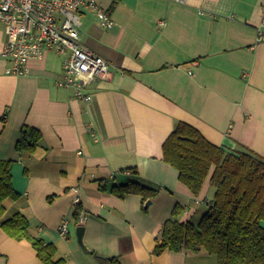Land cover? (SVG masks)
I'll return each mask as SVG.
<instances>
[{
    "label": "crops",
    "instance_id": "crops-1",
    "mask_svg": "<svg viewBox=\"0 0 264 264\" xmlns=\"http://www.w3.org/2000/svg\"><path fill=\"white\" fill-rule=\"evenodd\" d=\"M97 1L112 27L84 12L78 33L110 75L84 87L89 102L56 86L63 57L52 53L29 61L24 76L7 75L0 23V160L12 162L20 195L7 211L21 212L63 264H217L204 252L152 254L176 206L179 222L197 224L213 197L208 180L198 196L179 183L161 147L185 122L216 146L264 160V0ZM24 125L42 136L32 153L16 150ZM134 170L158 188L147 207L110 192ZM0 264L42 263L28 241L0 229Z\"/></svg>",
    "mask_w": 264,
    "mask_h": 264
},
{
    "label": "trees",
    "instance_id": "trees-1",
    "mask_svg": "<svg viewBox=\"0 0 264 264\" xmlns=\"http://www.w3.org/2000/svg\"><path fill=\"white\" fill-rule=\"evenodd\" d=\"M41 138L37 129L24 125L16 150L32 153ZM161 159L177 171L179 183L193 196L199 195L208 180L213 197L197 224L179 222L181 207L176 206L152 254L204 252L215 257L217 264H264V160L216 146L185 122L174 125L162 144ZM11 168L12 162L0 160V229L10 239L28 241L42 264H63L54 259L53 244L30 234L28 219L21 212L7 211L6 202L20 198L12 186ZM110 192L118 198L140 196L145 205L157 196L158 188L142 181L134 170L126 183L113 186Z\"/></svg>",
    "mask_w": 264,
    "mask_h": 264
},
{
    "label": "built area",
    "instance_id": "built-area-1",
    "mask_svg": "<svg viewBox=\"0 0 264 264\" xmlns=\"http://www.w3.org/2000/svg\"><path fill=\"white\" fill-rule=\"evenodd\" d=\"M84 12L95 16L103 29L113 25L111 12L97 0H0V23L5 34L1 55L8 63L6 74L24 76L29 61L42 60L48 53L61 56L62 79L55 82L56 86L72 89L74 98L89 102L91 96L84 87L106 79L110 72L104 59L81 44L78 28ZM259 39L264 40L261 32ZM78 201L76 197L74 203ZM78 221L82 222L83 217L79 216ZM58 232L66 236V220H62Z\"/></svg>",
    "mask_w": 264,
    "mask_h": 264
},
{
    "label": "water",
    "instance_id": "water-1",
    "mask_svg": "<svg viewBox=\"0 0 264 264\" xmlns=\"http://www.w3.org/2000/svg\"><path fill=\"white\" fill-rule=\"evenodd\" d=\"M149 204H150V202L147 201L144 206L147 207ZM83 232H84V228H82V227H78L76 229V238H77L78 244L81 245V246H82Z\"/></svg>",
    "mask_w": 264,
    "mask_h": 264
}]
</instances>
